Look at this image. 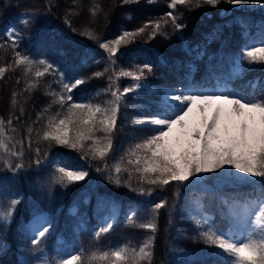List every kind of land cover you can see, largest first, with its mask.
<instances>
[{
  "label": "trees",
  "instance_id": "trees-1",
  "mask_svg": "<svg viewBox=\"0 0 264 264\" xmlns=\"http://www.w3.org/2000/svg\"><path fill=\"white\" fill-rule=\"evenodd\" d=\"M169 3L170 0L151 4L147 0L136 4H125L123 0H0V67L8 69L0 77V117L11 120L10 125H5L12 137L8 141L11 152H23L19 158L0 151V212L8 209L12 199L20 200L10 222L0 218V260L4 264H21L22 258L34 261L40 254L60 257L72 247L83 248L87 253L128 242L138 245L152 233L127 221L130 210H138L136 223H143L151 218V207L161 200L167 203L156 217L152 264H220L222 257L200 240L198 232L209 226L226 232L231 226L229 209L234 202L239 205L255 199L259 195L257 187L231 181L213 187L172 182L161 188L141 182L134 174L132 188L155 187L153 194L145 197L127 187V172L119 174L121 184L116 185L113 165L116 159L125 157L131 145L150 134L141 131L142 126L126 122L125 114L137 111L131 107L138 106L144 116H153L166 90L180 95L189 88H198L216 94L222 88L264 98L259 90L264 81V65L241 59L243 50L260 47L264 41V13L243 10L226 0L215 7L204 0H190L175 9ZM259 5L264 6V0ZM169 11L183 28L175 27L166 16ZM25 13L29 15L22 16ZM21 19H27L28 24L21 23ZM156 20L161 21L156 35H152L155 29L150 24L143 34L121 45L114 63L99 47L123 31H134ZM9 24L17 30L15 49L6 34ZM88 31L96 39L90 38ZM16 52L36 61L45 59L67 77H92L94 72H103L102 77H92L73 90V101L77 103L103 104L111 96L110 85L114 91L133 83L131 77L112 81L110 76L121 69L135 71L144 64L151 66V71L145 69L141 81L150 88L127 93L121 102L114 149L104 160L92 159L87 145L84 151H76L42 138L48 119L66 109L53 105L45 111L54 99L49 93L61 92L57 84L60 76L49 72L38 79L35 88H30L29 84L37 79L35 71L43 66L34 65L32 72H26L23 65L15 64ZM252 84L255 89L250 87ZM37 159L41 160L40 165L35 163ZM126 160L125 157L123 166H127ZM5 161L13 167L23 163L24 168L13 172ZM67 164L83 165L89 177L64 189L55 183L56 168ZM97 168L101 171L97 172ZM109 200L114 201L119 212L113 229L96 241L94 231L103 227L106 216L112 213ZM40 214L48 215L51 225L42 243L33 245L28 225ZM194 221L203 228L198 229ZM4 243L9 247L4 248Z\"/></svg>",
  "mask_w": 264,
  "mask_h": 264
},
{
  "label": "snow or ice",
  "instance_id": "snow-or-ice-1",
  "mask_svg": "<svg viewBox=\"0 0 264 264\" xmlns=\"http://www.w3.org/2000/svg\"><path fill=\"white\" fill-rule=\"evenodd\" d=\"M154 2L155 0H147L149 4ZM189 2L190 0H170L168 6L175 9L178 4ZM220 2L221 0H204V3L213 7ZM226 2L232 5L251 6L259 4L260 0H226ZM123 3L136 4L139 0H123ZM166 16L171 18L176 28L184 27L183 24L176 23L177 16L173 15L172 11L167 12ZM21 23L27 25L28 20L21 19ZM150 24L154 26L152 35L155 36L161 28L160 20L149 21L134 31H123L116 38L100 43L99 47L105 50L108 59L114 63L121 45H127L135 36L143 34ZM6 34L12 38V47L15 49L16 28L6 29ZM86 34L96 39L91 31ZM15 56V64L23 65L26 72H32L34 65L43 66L42 70L37 68L35 71L34 75L37 79L29 84L30 88H35L38 79L49 72L53 74L58 72L60 76L57 84L60 85L61 92L49 93L54 99L45 111L53 105H60L61 108L66 106V109L48 119L42 138L76 151H84L87 145L86 151L91 154L92 159L104 160L114 149V134L117 130L121 102L125 100L127 93L145 87L141 81L144 80L145 69L151 71V66L144 64L143 67L138 66L135 71L121 69L115 76H110L109 80L112 81H118L120 77H131L133 83L123 90L116 87L114 91H111L110 85L108 91L111 92L112 99L102 106L74 102L72 92L92 77H102L103 72H94L92 77H67L64 72L55 69V66L45 59L36 61L20 52H16ZM241 59L250 64L264 65V41L261 42L260 47L251 46L243 50ZM7 70V67H0V77H3ZM250 87L255 89L256 85L252 84ZM259 90L264 94V81L260 82ZM15 95L14 93L13 97ZM69 101L73 102L69 104ZM12 103L15 105L16 100L13 99ZM194 109H198L202 114L200 124L195 126L190 125L188 119ZM209 109L213 112L211 119L206 114ZM6 124L10 125L11 120L5 121L0 117V151L22 158V151L10 150L8 141L12 137L7 133ZM132 124L142 126L141 131L146 130L151 134L145 135L128 148L125 153L127 166H123L125 157H120L115 162L113 168L117 175L114 183L120 185L119 174L122 171L127 172L129 176V180L125 181L127 187L142 196L150 197L155 187L132 188L130 181L134 174L138 175L141 182L162 188L172 182L184 185L191 177L199 178L201 174L219 173V170L226 169L220 176L221 182L234 181L253 185L259 189V195L239 205L234 202L232 215L235 231L229 229L226 232H217L209 226L206 230L198 232L199 238L214 250V254L222 257L220 264H264V98L255 95L244 96L232 90H224L221 94H207L206 91L198 88H189L180 95L167 91L156 104V112L153 116L134 118ZM98 133L103 135H97ZM36 151L39 154V148ZM35 163L40 165L41 160L37 159ZM5 166L13 172L24 168L23 163L13 167L8 161H5ZM107 167L105 165L106 169ZM96 171L100 172L101 169L97 168ZM56 172L55 183L64 189L89 177V172L83 165H60L56 168ZM19 203V199H12L8 209L0 212V218L5 223L11 221ZM166 203V200H161L160 203L154 204L151 207V218L139 224L136 223L138 210H130L127 221L152 233L138 245L128 242L107 249L95 248L87 253L81 248L61 255L54 264H152L154 234L158 229L156 217ZM114 220L115 216L106 218L103 221L104 226L94 231V240L99 241L102 235L109 233L113 229ZM47 223L51 225L50 220ZM194 223L198 229L203 228L199 221ZM48 231L49 228L44 227L43 230L36 232L31 238V243L40 245ZM3 247L8 248L9 245L4 243ZM0 264H4V261L0 260ZM35 264H48V261L37 260Z\"/></svg>",
  "mask_w": 264,
  "mask_h": 264
},
{
  "label": "rangeland",
  "instance_id": "rangeland-1",
  "mask_svg": "<svg viewBox=\"0 0 264 264\" xmlns=\"http://www.w3.org/2000/svg\"><path fill=\"white\" fill-rule=\"evenodd\" d=\"M235 7H239V8H242L243 10H256V11H262L264 13V6H261L259 4H255V5H234ZM11 28H13V26L11 24H9L7 26V30H11ZM256 47H258L259 45H255ZM142 84L145 85L146 88H150L145 82H141ZM167 91H173V90H166L165 92ZM224 91L222 88L220 89V91L216 94H221V92ZM164 92V93H165ZM174 92V91H173ZM174 94L176 95H179L178 93L174 92ZM164 95V94H163ZM112 99V96L110 97H107L105 100H104V103L101 104L102 106L105 105L109 100ZM131 108H134L135 110L137 111H133L131 113H128V114H125V118L127 119L126 122H130L132 124V120L134 118H143L144 117V114L140 113V107L138 106H132ZM207 116L209 117V119H211L212 115H213V112L211 109L208 110V112L206 113ZM189 122H190V125H199L201 120H202V114L199 112L198 109H194L193 113L190 114L189 116ZM151 134V133H150ZM148 134V135H150ZM118 159L115 160V162L117 161ZM226 169H221L219 170V173H205V174H201L199 176V178L197 177H191L189 179V181H186L188 184L192 185V186H198V185H209L210 187H213V185H221L225 182H221L220 180V176L221 174H223L225 172ZM230 171H235V169H230ZM228 182H231V181H228ZM109 203L111 205V210H112V213L108 214L106 216V218L108 217H111V216H117L118 212H119V208L118 206L114 203V201L112 200H109ZM228 216H229V219H230V222H231V226L229 229H233L235 231V225H234V218H233V215H232V207L229 209L228 211ZM105 218V219H106ZM50 220V217L46 214H40V215H37L35 216L30 222H29V238L31 240V238L33 237V235L38 232V231H41L43 230L44 227H48L49 224L47 223V221ZM228 229V230H229ZM227 230V231H228ZM79 248L75 249L74 247L72 248H69L68 250L62 252L61 255H65L67 253H70V252H75V251H78ZM60 255V256H61ZM59 258V257H55V256H52V257H49L47 254H40L38 255L37 257H35V260L34 261H29L25 258H22L21 259V264H35V262L37 260H40V261H44L45 259H47L48 261V264H50L52 262V264H54V261Z\"/></svg>",
  "mask_w": 264,
  "mask_h": 264
}]
</instances>
